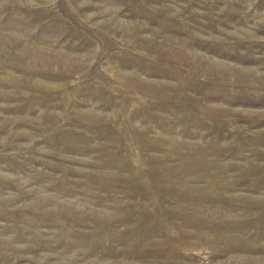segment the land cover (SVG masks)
<instances>
[{"label":"rangeland","instance_id":"1","mask_svg":"<svg viewBox=\"0 0 264 264\" xmlns=\"http://www.w3.org/2000/svg\"><path fill=\"white\" fill-rule=\"evenodd\" d=\"M0 264H264V0H0Z\"/></svg>","mask_w":264,"mask_h":264}]
</instances>
